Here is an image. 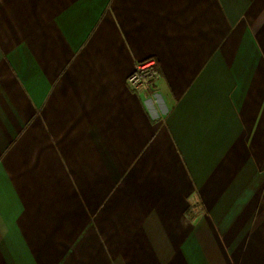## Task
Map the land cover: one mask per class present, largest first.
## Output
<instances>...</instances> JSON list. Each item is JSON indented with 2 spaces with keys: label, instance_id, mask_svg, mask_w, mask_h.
<instances>
[{
  "label": "crops",
  "instance_id": "1",
  "mask_svg": "<svg viewBox=\"0 0 264 264\" xmlns=\"http://www.w3.org/2000/svg\"><path fill=\"white\" fill-rule=\"evenodd\" d=\"M0 264H264V0H0Z\"/></svg>",
  "mask_w": 264,
  "mask_h": 264
},
{
  "label": "built area",
  "instance_id": "2",
  "mask_svg": "<svg viewBox=\"0 0 264 264\" xmlns=\"http://www.w3.org/2000/svg\"><path fill=\"white\" fill-rule=\"evenodd\" d=\"M157 62L154 58H147L136 65V69L127 79L132 92L150 97L157 104L160 99L156 94Z\"/></svg>",
  "mask_w": 264,
  "mask_h": 264
}]
</instances>
